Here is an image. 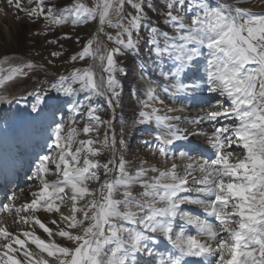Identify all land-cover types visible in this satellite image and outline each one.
<instances>
[{
    "label": "snow or ice",
    "instance_id": "obj_1",
    "mask_svg": "<svg viewBox=\"0 0 264 264\" xmlns=\"http://www.w3.org/2000/svg\"><path fill=\"white\" fill-rule=\"evenodd\" d=\"M0 4V13L7 17L11 10L17 24L25 17L43 20L44 35L64 26L98 25L70 57L91 65L27 92L28 119L52 143L27 176L37 190L21 203V193L5 191L0 201V264H264V12L228 0ZM18 35L6 27L0 40L15 42ZM142 43L147 57L132 123L156 129L154 140L144 143L155 149L157 164L171 160L169 168L150 164L151 157L131 168L117 147L126 146L114 127L116 109L123 107L119 76H129L117 58L139 54ZM37 67L10 64L5 56L0 90ZM98 99L111 118H102ZM11 103L0 92V104ZM193 109L196 117L183 115ZM109 153L104 162L98 159ZM40 212L50 219L41 220Z\"/></svg>",
    "mask_w": 264,
    "mask_h": 264
},
{
    "label": "rangeland",
    "instance_id": "obj_2",
    "mask_svg": "<svg viewBox=\"0 0 264 264\" xmlns=\"http://www.w3.org/2000/svg\"><path fill=\"white\" fill-rule=\"evenodd\" d=\"M88 2L89 6H93L95 0H85ZM238 1H245V8L250 9L253 12L261 13L264 12V0H228L229 3H235ZM52 4L60 5V4H69L73 2V0H50ZM127 11H132L130 8H127ZM11 11V10H10ZM11 13V12H10ZM19 15L23 16V13ZM13 27L9 24L8 27L12 29L14 33L18 32V39L15 42L9 41L8 43H4L0 40V60H2L5 56L8 57L10 64H20L23 62H33L38 65V67L29 74V76L23 81H16L6 85V90H0L3 95H6L9 99L12 100L13 107L16 105L18 99L20 101L22 99H28L27 103H25V109L30 111L32 101L31 97L27 96L28 91H32L36 88H47L49 86V82L53 81L55 78H58V75H69L71 69H75L76 66H84L87 67L91 65L93 62L91 60L80 61L77 60L73 63L70 59L72 55H76L81 49L82 46L86 43V41L92 38L93 35L97 33L98 25L94 22H90L86 26H79L73 28L71 26L59 27L54 30H49L47 35H44V21H38L36 23H30L25 17L22 19L19 24L16 22L15 15H12ZM106 32H110L115 35V32L112 29H105ZM4 32L3 26L0 23V33ZM39 32L40 35H35L34 33ZM65 34L71 36V39H61ZM79 38V43H77V39ZM99 39L107 44V47H114L113 44L106 40V37L103 34H100ZM57 40L56 44H50L48 41ZM62 46V47H61ZM53 51H58L61 53L59 58L54 59L50 53ZM118 62L120 65L129 71V76L127 78L122 75L119 76L120 79L124 81V91L122 95V108H117L115 113L116 123L114 125L116 130V139L119 141L123 139L126 142L125 145L118 144L117 147L123 151L126 159H129L132 163L130 165L131 168H134L139 164L140 159H144L146 157H151L149 159V163L159 166L161 168H169L171 166L172 161L169 160L167 164H164L162 161L157 164L158 157L154 155L155 149L146 147L144 141H153L154 133L156 129L154 127H145L138 126L132 123V118L134 111L138 110V104L136 95L134 92L137 88V56L126 54L125 56L118 57ZM15 84V86H13ZM23 85V86H21ZM50 95H54L51 94ZM83 99V97H81ZM17 100V101H16ZM51 103V102H50ZM99 105H101L104 111L101 113L103 119L111 118V110L108 109L107 105L104 103L102 99H98L96 101ZM1 107L0 112V124L4 127H0V129L13 130L19 124H16L14 128L10 129L13 126V110L12 106ZM9 108V109H7ZM11 111V112H10ZM5 114V115H4ZM4 115V116H3ZM60 117L58 116L57 119ZM25 130L21 133V135H16L13 137L14 142H9V134H6L2 141H0V147L6 148L5 154L8 157L14 158L18 161L17 158L22 154L24 145L21 146V150H16L15 142H23L27 146L30 147V150H36L37 147L41 145L40 154L48 151L50 149V145L52 143L51 140L45 141V133H43L38 127H34L32 122L28 119L25 123ZM83 124H80L79 127H83ZM31 130V131H30ZM106 129L101 128V137ZM12 135V134H11ZM81 139L86 137L81 136ZM15 153V156L13 154ZM110 155L106 154L105 156H101L100 159L104 162L107 157ZM36 160V159H35ZM34 160V161H35ZM151 161V162H150ZM178 162H181L179 160ZM50 179H55V176L49 177ZM101 179H104L103 174H101ZM92 188H98L99 185L91 184ZM24 200V199H22ZM67 214V209H62ZM42 219L46 220V217L41 216ZM54 227V226H52ZM78 231V230H73ZM57 243L62 245L67 243V246L74 247L71 242H66L65 240L54 237Z\"/></svg>",
    "mask_w": 264,
    "mask_h": 264
},
{
    "label": "bare ground",
    "instance_id": "obj_3",
    "mask_svg": "<svg viewBox=\"0 0 264 264\" xmlns=\"http://www.w3.org/2000/svg\"><path fill=\"white\" fill-rule=\"evenodd\" d=\"M4 5L3 4H0V7H3ZM7 11H9V13L11 12L10 10H8V9H6ZM13 18H12V16H11V13L6 17L3 13H0V23H1V26H3V28H4V31L6 30V27L7 28H9L8 27V25L10 24L11 25V27H13V20H12ZM166 106L167 107H172V103L170 102V101H166ZM14 107H16L17 109H18V111H19V114H21V111H22V109H20L22 106H21V101L19 100V102H17L16 103V105L14 106ZM158 107H162V108H164V106H160V105H158ZM177 107H179V105H177ZM166 110V109H165ZM177 114H179V113H177ZM183 115H190L191 116V118L192 117H196L197 115H198V113H197V109H193L192 111H190V112H188V113H185V114H183ZM7 129H9V128H7ZM31 131V130H30ZM193 139H195L196 140V142L197 143H203V141H205V139L203 138V137H199V138H193ZM28 153H30L29 155H31L32 153L30 152V151H28V150H26ZM32 156V155H31ZM151 162V161H150ZM14 163H18L16 160H14V159H12V158H7V156H6V154H5V149L4 148H0V166H1V170H5L6 168H9L10 166H12ZM185 163V161H183V160H181V162H180V164H184ZM20 193H21V195H22V197H23V199L24 200H21V202H24L26 199V196L29 194L28 192H25L24 190H21L20 191ZM27 194V195H26ZM0 198H1V196H0ZM21 202H19V203H21ZM194 211H195V209H194ZM196 211H198V210H196ZM38 215H40V216H45L46 217V219H47V221L50 219V216H49V214L48 213H45V212H40V213H38ZM55 216H56V214H52L51 215V218H55ZM3 218L5 219V220H7V221H9V223L11 222V217H9V216H7V215H5V216H3ZM46 221V220H45ZM49 227H52L53 225H51V224H49L48 225ZM38 233L40 234V235H44L40 230L38 231Z\"/></svg>",
    "mask_w": 264,
    "mask_h": 264
}]
</instances>
